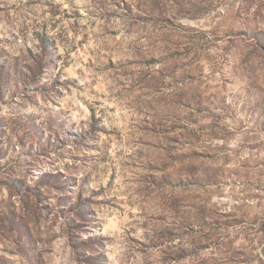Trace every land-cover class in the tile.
Wrapping results in <instances>:
<instances>
[{
  "label": "rangeland",
  "instance_id": "obj_1",
  "mask_svg": "<svg viewBox=\"0 0 264 264\" xmlns=\"http://www.w3.org/2000/svg\"><path fill=\"white\" fill-rule=\"evenodd\" d=\"M0 264H264V0H0Z\"/></svg>",
  "mask_w": 264,
  "mask_h": 264
}]
</instances>
